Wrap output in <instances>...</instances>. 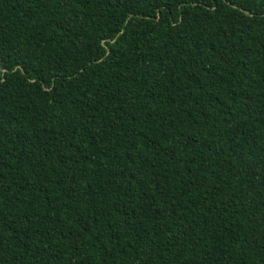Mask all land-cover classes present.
Returning a JSON list of instances; mask_svg holds the SVG:
<instances>
[{
	"label": "trees",
	"instance_id": "16d2710c",
	"mask_svg": "<svg viewBox=\"0 0 264 264\" xmlns=\"http://www.w3.org/2000/svg\"><path fill=\"white\" fill-rule=\"evenodd\" d=\"M0 264H264V0H0Z\"/></svg>",
	"mask_w": 264,
	"mask_h": 264
}]
</instances>
